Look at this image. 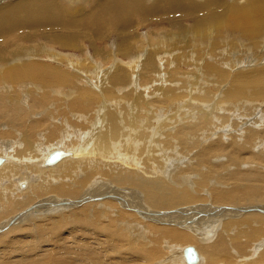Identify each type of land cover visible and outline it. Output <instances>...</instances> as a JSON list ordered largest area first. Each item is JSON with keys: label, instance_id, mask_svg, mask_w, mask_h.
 <instances>
[{"label": "bare ground", "instance_id": "6f19581e", "mask_svg": "<svg viewBox=\"0 0 264 264\" xmlns=\"http://www.w3.org/2000/svg\"><path fill=\"white\" fill-rule=\"evenodd\" d=\"M134 14L157 27L163 16L183 39L188 29L233 23L258 48L240 63L254 66L233 74L222 63L223 70L202 64L223 82L230 76L222 100L232 104L220 108L216 124L197 109L196 119L171 126L175 85H151L162 95L147 100L140 88L125 102L133 95L124 89L159 82L162 63L155 46L129 51L138 36L124 30ZM114 28L117 53H105L95 40ZM170 29L161 39L174 35ZM83 40L92 56L82 55ZM261 41L264 0H0V264H264ZM49 45L82 56H57ZM226 57L217 52L218 62ZM116 92L121 102L107 98ZM162 107L171 111L160 128ZM189 111L180 115L189 119ZM20 179L30 184L19 194Z\"/></svg>", "mask_w": 264, "mask_h": 264}, {"label": "rangeland", "instance_id": "374dc122", "mask_svg": "<svg viewBox=\"0 0 264 264\" xmlns=\"http://www.w3.org/2000/svg\"><path fill=\"white\" fill-rule=\"evenodd\" d=\"M228 1H242V0H228ZM239 3V2H238ZM186 19H193L191 16H189V15H186ZM133 22H134V26L133 27H131V28H129V29H127V30H124V31H126V35H131V34H133L135 31H136V33H135V36L138 38V39H130V44H131V46H130V49H129V51H133V50H137V48H138V46H140L141 47V49H140V47H139V53H143L144 52V50H143V48H148V49H151L152 47H157L158 49H159V56L158 57H160L161 58V64L159 65V73H158V78H159V82L157 83V82H153V83H150V84H148V85H142V86H139V87H137V88H135V87H128V88H126V89H124L122 92H125L126 90H131V94L133 95V99H131L132 98V96L130 95V98L128 97V99H125V102L126 103H129V105H130V103H132L133 101H134V95L139 91V90H141L142 89V91H144L143 92V98L144 99H155V97L156 96H158L161 92H158V93H156L155 91H154V86H151V85H157V86H159V88L157 87V88H155V90L156 89H159V90H162V88L163 87H165V86H167V85H171L170 87H174L173 85H175V87H177V89H172L173 91H175L174 92V94L172 95V97H170L169 99L170 100H168L167 102L168 103H170V106H174L173 108H175V110L174 111H172L174 114H176V115H172L173 117V119H172V123H171V126H175V125H180V123L181 122H185L186 120H188L189 122L190 121H192L194 118L196 119V117H199L198 116V112H196L197 111V109H198V111H200V114L202 113H205V112H203V110L204 109H206V111L208 112V114H209V116H210V120H209V122L208 123H212V124H216V119L219 117V115L221 114V111H220V108H228V106H230L231 104H232V102H226V101H224V100H222V99H224L225 97H226V95L225 94H222V92H223V90L226 88V87H228L229 86V79H230V76L228 75V80H226V81H224L223 82V80H222V77L219 75V72L218 71H212V70H209V71H206L204 68H203V65L202 64H204V61L205 62H212V63H214V64H216L217 66H219L220 67V63H222V65H224L223 67L225 68V70L227 69H229L228 70V72L229 73H231V74H233V73H235L236 72V70H238V68H243V67H250L251 65H253V64H249V63H244V64H240L241 62H247V60L249 61V59H248V57H250L251 56V54L254 52V51H256L257 49H255V48H253L252 47V44H249L250 42L248 41V39L247 38H245V36L242 34V30H239V28L238 27H236V29L234 28V26L235 25H233V23H231L230 24V26H225V25H223L222 27H220L219 25L218 26H215V25H211V27H209V26H206L204 29H188L189 31H188V33H187V35L185 36V39H183L184 37H183V35L182 36H180V34L179 33H181V34H184L183 32H182V30L181 29H179L178 28V30H179V32L175 29V27H176V24H174V25H171V24H167L165 21H164V18H163V16H160V17H158V23H160V25H159V27H160V31L161 32H158V34H155V35H157V36H154L155 38H153V33L154 32H156L157 31V28H159V27H157L156 25H154V24H156V23H154L151 19H149V18H143V17H141V16H138V15H133ZM184 23H186V21L184 22ZM187 24V23H186ZM188 25H192V24H188ZM232 25H233V27H232ZM163 26V27H162ZM214 26V27H213ZM138 27H140V29H138V31H137V28ZM150 28V30H148L149 28ZM162 27V28H161ZM173 27V28H172ZM171 28V29H170ZM192 28H195V27H192ZM208 28H210V29H208ZM234 28V29H233ZM167 29H170L171 31H173V33L172 34H174V35H172V37L167 41H165V37H163L164 39H161V37L162 36H164L165 34L164 33H162V31H165V30H167ZM207 29V30H206ZM216 29V30H215ZM154 30V31H153ZM201 30V31H200ZM215 32H214V31ZM104 31H106V30H104ZM119 31L120 30H118V29H116V28H114V30H113V32H112V34H110L109 36H107L109 33H105V34H103V36L102 37H100L101 39H96L95 41V43H96V47L98 48V49H103L104 50V52L105 53H107V52H110L111 54H116L117 53V50L115 49L116 48V44L120 41V39L118 38V37H116L117 35H119ZM153 31V32H152ZM181 31V32H180ZM194 31V32H193ZM208 31H210V32H208ZM220 31V32H219ZM238 31V32H237ZM147 32H148V34H147ZM150 32H151V34H150ZM175 32V33H174ZM176 32H178L177 34H176ZM193 32V33H192ZM34 33H38V32H34ZM201 33V34H200ZM203 33V34H202ZM217 33V34H216ZM147 34V35H146ZM197 34V36H199V37H197V36H195V35ZM105 35V36H104ZM159 35V36H158ZM194 35V36H193ZM147 37L148 39H147V41H146V38L145 37ZM206 36V37H205ZM239 36V37H238ZM109 37V38H108ZM189 37H190V40H189ZM200 37H203V38H200ZM244 37V38H243ZM258 37H260V35H258ZM258 37H255V39L254 40H256V39H260V40H262L263 38H258ZM152 38V39H151ZM176 38V39H175ZM198 38V39H197ZM213 38H214V40H213ZM216 38H217V40H216ZM235 38V39H234ZM142 39V40H141ZM180 39V40H179ZM195 39V40H194ZM200 39V40H199ZM201 39H203V40H201ZM206 39V41L208 42H206V41H204ZM40 40V39H39ZM38 40V41H39ZM148 40H150V42H151V44L149 43V41ZM185 40V41H184ZM214 42L215 40V43L214 44H210V43H212V41ZM110 41H111V43H110ZM146 41V42H145ZM153 41H154V43H153ZM159 41V42H158ZM163 41V42H162ZM197 41V42H196ZM218 41V42H217ZM229 41V42H228ZM238 44V45H236V43ZM104 42V43H103ZM157 42V43H156ZM167 42V43H166ZM194 42V43H193ZM196 42V43H195ZM202 42V43H201ZM205 42L207 43V44H205ZM228 42V43H227ZM82 43H83V46H84V48H83V54H82V52H80V51H78V50H74V49H71L70 50V48H61V47H58V46H56V45H49V48L48 49H45V50H47L48 52H53L54 54L56 53L57 54V56H65V57H72V56H77L76 58H78L79 56L81 57L82 55L83 56H88V54L89 55H91L92 56V49H91V47H89V42L88 41H82ZM109 43V44H108ZM140 43H142V46H143V48H142V46L141 45H139ZM164 43H165V45H164ZM186 43V44H185ZM187 43H188V45H187ZM200 43V44H199ZM220 43V44H219ZM231 43V44H230ZM241 43H243V44H241ZM261 43V46H260V48L261 49H263L264 48V45H262V44H264V42L263 41H261L260 42ZM99 44V45H98ZM103 44V45H102ZM149 44H150V46H149ZM156 44V45H155ZM191 44H193V47H192V45ZM203 44V45H202ZM226 44V45H225ZM163 45L165 46V47H163ZM176 45V46H175ZM197 45V46H196ZM206 45V46H205ZM208 45H212L211 47L210 46H208ZM223 45V46H222ZM231 45H232V47H231ZM171 48H169V47ZM205 46V47H204ZM216 48H215V47ZM240 46H242V47H240ZM102 47V48H101ZM107 47H109V48H107ZM150 47V48H149ZM154 47V48H155ZM175 47H176V49H175ZM177 47H178V50H177ZM221 47V48H220ZM246 47V50L244 49ZM87 48V49H86ZM172 48H174L175 50H172ZM184 48V49H183ZM197 50H196V49ZM212 48V50H210ZM181 49V50H180ZM204 49V50H203ZM206 49V50H205ZM209 49V50H208ZM214 49V50H213ZM219 49V50H218ZM230 49V50H229ZM238 49H240V50H238ZM243 51H242V50ZM65 50V51H64ZM74 50V51H73ZM87 50V51H86ZM143 50V51H142ZM163 52H162V51ZM166 50H169V51H166ZM180 50V51H179ZM193 50H194V52H193ZM224 50V51H223ZM229 50V51H228ZM142 51V52H141ZM171 51V52H170ZM197 51V52H196ZM203 52L201 55L199 54V52ZM211 51L213 52L212 54H213V56H210V55H212V54H210L211 53ZM223 52V53H226V55H227V57L225 58V61H223V62H218V59H217V52ZM261 51L262 50H260V53H261ZM69 53V54H67V53ZM88 52V53H87ZM91 52V53H90ZM182 52H184L183 54H182ZM206 52V53H205ZM210 52V53H209ZM216 52V53H215ZM64 53H66V54H64ZM82 55H81V54ZM72 54V55H71ZM74 54V55H73ZM178 54V55H177ZM187 54V55H186ZM192 54H193V56H192ZM175 55V57H173ZM196 55H197V57H196ZM203 55H205V56H203ZM184 56H185V59H181L180 57H182V58H184ZM191 57H193V58H191ZM118 58H120V57H118ZM141 58H142V56H141ZM170 58V59H169ZM171 58H173V59H171ZM177 58L178 59H181V63H180V60L178 61L177 60ZM212 58V59H211ZM94 60L95 59H99V58H93ZM202 59H203V61H202ZM205 59H207V60H205ZM164 60H166V63H164L163 61ZM168 60V61H167ZM174 60V61H173ZM212 60V61H211ZM235 60V61H234ZM175 62V63H173V64H171V63H168V62ZM232 61V62H231ZM111 62H113V59H110L108 62H103V63H101V65L103 66V67H106V68H108L109 66H110V63ZM203 62V63H202ZM216 62V63H215ZM231 63V64H229V63ZM235 62H237V63H235ZM239 62V63H238ZM261 62V61H260ZM260 62H259V64H260ZM264 62V61H263ZM263 62H261V63H263ZM108 63H109V65H108ZM177 63V64H176ZM235 64V65H234ZM241 65V67H240V65ZM202 65V66H201ZM229 65V66H228ZM233 65V66H232ZM254 66V65H253ZM166 67V68H165ZM175 67V68H174ZM238 67V68H237ZM170 68V69H169ZM221 68V67H220ZM223 68V69H224ZM162 69V70H161ZM167 69H168V71H167ZM222 69V68H221ZM222 69V70H223ZM175 70H176V73H175ZM200 70V71H199ZM212 72V73H211ZM189 73V74H188ZM171 75L172 76H176V79H175V77H174V79H172V77H171ZM210 77V78H209ZM212 77H214L213 79H212ZM157 78V79H158ZM164 80H163V79ZM185 78V79H184ZM199 78V79H198ZM209 78V79H208ZM210 79H212L211 81H210ZM161 80V81H160ZM173 80V81H172ZM181 80V81H180ZM213 81H215V83L213 82ZM173 82H174V84H173ZM171 83V84H170ZM209 83V84H208ZM162 84H164V85H162ZM210 86V87H208V85ZM184 86V87H183ZM204 86L207 88L208 87V89H205L204 88ZM212 86V87H211ZM153 87V88H152ZM202 87V88H201ZM139 88V89H138ZM141 88V89H140ZM152 88V89H151ZM192 88V89H191ZM221 90H219V89ZM133 89V90H132ZM144 89V90H143ZM212 90V91H211ZM102 91V92H101ZM190 92V93H189ZM208 92V93H207ZM98 93L100 94V95H102L103 94V90H99L98 91ZM117 93V92H116ZM115 93V94H116ZM128 93H129V91H128ZM194 93V94H193ZM206 93V94H205ZM211 93V94H210ZM208 94H210V95H208ZM213 94H215V95H213ZM221 94H222V97H220L221 96ZM118 95H119V97H118ZM161 95H162V93H161ZM192 95H193V98L194 99H192ZM205 95V96H204ZM208 95V96H207ZM116 98H115V97ZM112 95V96H110V97H107V98H109L110 99V101H111V99H113L111 102H117V101H120L121 102V99H124L125 97L124 96H121L120 95V92H118L117 93V95ZM145 96H147V97H145ZM211 96V97H210ZM102 98H104L105 96H101ZM114 97V98H113ZM197 97V98H196ZM211 99H210V98ZM101 98V99H102ZM118 98V99H117ZM200 98H202V99H200ZM207 98V99H206ZM219 99V100H218ZM127 100H130L129 102L127 101ZM222 102H221V101ZM200 103H199V102ZM209 101V102H208ZM215 101H217V102H215ZM219 101V102H218ZM247 101V100H246ZM251 101H254V100H252L251 99ZM215 102V103H214ZM250 102V101H249ZM258 102V100H256L254 103H257ZM260 102H264V100L263 99H260ZM194 103V104H193ZM223 103V104H222ZM192 104V105H191ZM207 104V105H206ZM216 104V105H215ZM194 105V106H193ZM203 105V106H202ZM221 105H223L222 107H221ZM226 105V106H225ZM198 106V107H197ZM220 106V107H219ZM160 107V106H159ZM183 107V108H182ZM191 107H193V108H191ZM203 107V108H202ZM186 108V109H185ZM192 109V110H191ZM193 109H194V111H193ZM180 110V111H179ZM188 110H190V111H193L192 113H191V115H190V117H189V119H185L184 117H182L181 115L184 113V112H187ZM171 111V108H169V107H162L161 108V111H158V113L160 114V115H162V116H160L159 117V115H158V117L159 118H157L158 120V122L159 123H161L162 125H161V127L160 128H162L163 127V125H165L164 123L166 122V119H168L169 118V114H168V116L166 117V115L167 114H165V113H163V112H170ZM183 111V112H182ZM189 111V112H190ZM202 111V112H201ZM162 113V114H161ZM178 113V114H177ZM181 114V115H180ZM194 116H193V115ZM196 114V115H195ZM213 115V116H212ZM181 116V117H180ZM183 118V119H182ZM163 119V120H162ZM176 119V120H175ZM154 120H155V118H154ZM184 120V121H183ZM157 121L155 122V125L157 124ZM211 121V122H210ZM178 123V124H177ZM131 139L129 138V141H130ZM0 145H1V143H0ZM61 148H64V147H61ZM180 149L179 148H176V153H178L179 155L180 154H183L181 151H179ZM128 152H130V150L129 151H127L126 153H128ZM1 153H3V152H1ZM125 153V154H126ZM175 153V154H176ZM124 154V155H125ZM175 154H173L172 155V157L175 155ZM46 155V154H45ZM44 155V156H45ZM43 156V157H44ZM1 157V156H0ZM6 157V156H5ZM43 157L41 158V160L43 159ZM68 158H70V157H68ZM5 159V158H4ZM122 159H123V157H122ZM122 159H120L118 162L120 163V162H122ZM41 160H40V162H41ZM162 160L164 161V158H162ZM6 161H8V160H6ZM159 163H160V161H158ZM7 163V162H6ZM5 163V164H6ZM183 164V165H182ZM180 166H181V169H183L184 167H186L185 165H184V163H182ZM39 165H40V163H39ZM4 166V165H3ZM106 166V165H105ZM104 166V168H106V167H109L110 166V164H107V166L105 167ZM128 166H130V165H128ZM162 170V169H161ZM164 170V169H163ZM177 170V169H176ZM182 174V173H181ZM184 174H187V173H184ZM32 181V180H31ZM20 182H26L27 183V186H24L23 188H21L20 187ZM54 182V181H53ZM54 183H56V182H54ZM28 184H30V181H27L26 179H20L19 180V182L17 183V189H18V193L20 194V191H23V190H27L28 188ZM68 230V232L65 234V236H66V238H68L69 239V241H68V243H72V241H71V238L72 237H74V235L72 234V232H71V229L69 228V229H67ZM213 237V236H212ZM211 237V238H212ZM189 245H191V246H194V244L192 243V244H189ZM185 246H187V244H185ZM185 246H182V248L183 247H185ZM190 249H192V250H194L192 247H190ZM181 250V249H180ZM195 252V251H194ZM259 252V250H256V252H255V256L257 255V253Z\"/></svg>", "mask_w": 264, "mask_h": 264}, {"label": "water", "instance_id": "95a60500", "mask_svg": "<svg viewBox=\"0 0 264 264\" xmlns=\"http://www.w3.org/2000/svg\"><path fill=\"white\" fill-rule=\"evenodd\" d=\"M187 256H188L189 258H194V252H193L191 249H188V251H187Z\"/></svg>", "mask_w": 264, "mask_h": 264}]
</instances>
